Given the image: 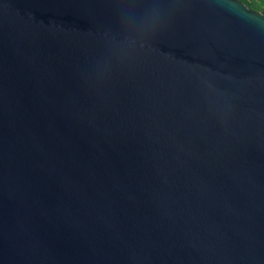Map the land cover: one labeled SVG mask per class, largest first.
Instances as JSON below:
<instances>
[{
	"label": "water",
	"instance_id": "obj_1",
	"mask_svg": "<svg viewBox=\"0 0 264 264\" xmlns=\"http://www.w3.org/2000/svg\"><path fill=\"white\" fill-rule=\"evenodd\" d=\"M0 264H264L262 13L0 0Z\"/></svg>",
	"mask_w": 264,
	"mask_h": 264
},
{
	"label": "trees",
	"instance_id": "obj_2",
	"mask_svg": "<svg viewBox=\"0 0 264 264\" xmlns=\"http://www.w3.org/2000/svg\"><path fill=\"white\" fill-rule=\"evenodd\" d=\"M248 9L253 11H259L264 16V0H239Z\"/></svg>",
	"mask_w": 264,
	"mask_h": 264
}]
</instances>
